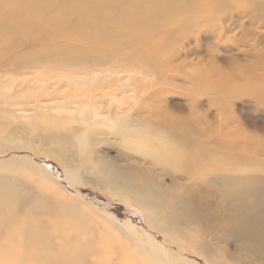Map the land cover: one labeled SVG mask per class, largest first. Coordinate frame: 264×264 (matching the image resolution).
I'll list each match as a JSON object with an SVG mask.
<instances>
[{
  "label": "rangeland",
  "instance_id": "rangeland-1",
  "mask_svg": "<svg viewBox=\"0 0 264 264\" xmlns=\"http://www.w3.org/2000/svg\"><path fill=\"white\" fill-rule=\"evenodd\" d=\"M219 2L215 9L214 0L203 1L214 8L200 11L187 30L177 28L183 17L177 6L163 4L162 28L148 32L138 45L151 43L163 54L154 58L156 70L138 59L137 48L69 54L66 59L76 60H63V67L93 73L64 80L54 76L42 83L40 77L60 70L51 69L44 58L38 70L30 64L38 54L23 56L19 94H0V264H245L247 256L235 252L232 240L218 244L228 254L209 259L166 243L161 231L145 224L143 212L132 213L136 204L124 202L109 185L101 189L95 172L102 165L104 174L148 167L151 156L143 140L153 136L145 133L150 122L146 118L157 107L194 122L204 134L195 136H211L215 142L209 144L219 153H244L243 148H221L220 141L242 142L251 136L264 140V0ZM146 23L144 29L152 25ZM140 32L136 28L133 34ZM73 96L88 102L75 104ZM115 108H121L119 118ZM99 111L110 113L109 118L96 116ZM246 157V173L264 176V155L246 149ZM66 168L78 173L83 184H71ZM161 169L158 165L153 180L172 190ZM91 198L120 211L128 228L112 226L88 203ZM140 229L146 230L144 237Z\"/></svg>",
  "mask_w": 264,
  "mask_h": 264
},
{
  "label": "bare ground",
  "instance_id": "bare-ground-1",
  "mask_svg": "<svg viewBox=\"0 0 264 264\" xmlns=\"http://www.w3.org/2000/svg\"><path fill=\"white\" fill-rule=\"evenodd\" d=\"M164 1L177 6L179 12L183 13L177 27L182 30L192 27L200 11L206 10L207 7L214 8L204 6L202 2L207 0H182L183 4L177 5L173 0L2 1L0 94L7 95L8 91L14 96L19 94L18 87L24 84V80L19 78L22 74V58L29 54H38L40 57L30 62L35 65L34 68L39 70L42 66L37 63L44 58L52 63L49 66L51 69L60 70L58 75L40 77L42 83L49 82L54 76L64 80L66 77L77 78L81 74L93 73L90 70L63 67V60H76L74 57L66 59L69 54L97 55L98 51L110 53L123 48L127 51L137 48L141 52L138 59L145 62V67L149 70L158 69L159 66H154L153 61L157 56L163 55L160 50L151 43L144 47L138 45L148 32L162 28L165 12L161 9ZM219 1L214 0L217 3L215 9L220 4ZM188 3L192 8L186 6ZM193 3L195 4L192 5ZM159 15L160 21L157 20ZM154 16L156 23H153ZM149 21L152 25L144 29ZM136 28H141V32L134 35ZM130 34L133 36L132 40L125 42L126 38L131 37ZM54 51H57V54L51 56L49 52ZM46 52L49 57H46ZM74 97L72 102L75 104L83 106L88 102L84 97L72 98ZM77 98L79 100H76ZM120 109L114 110L118 118ZM87 115L89 112L84 113V116ZM149 115L146 121L150 122L145 133L153 137L143 140L148 156H151L150 160L145 162L148 167L134 169L132 172L111 171L104 174L106 166H98L95 172L98 175L97 181H100V188L104 190L105 186L109 185L123 196L124 202L136 204L137 208L132 213L137 216L143 212L146 215L145 224L153 231H161L165 240L167 239L166 243L174 245L178 250L190 248L209 259L213 254H228L229 252L220 249L218 244L232 240L237 246L235 252L247 256L245 264H264V176L253 172L246 173V149L264 155V140L254 136L246 137L241 133V136L246 137L245 141H220V147H230L233 150L243 148L244 153H219L217 148L210 145L215 140L206 134L207 139L203 140L201 137L204 134L194 122L175 118L162 107L153 108ZM96 116H104V120H107L110 113L99 111ZM154 116L155 119H151ZM118 118L116 122L119 121ZM128 120L133 121L134 118L129 117ZM156 132L161 135H156ZM195 134L201 137H196ZM158 165L162 166L160 173L169 177L172 182V190L158 187L153 180ZM145 170L149 172L145 173ZM56 174L58 169L53 167L51 175L56 177ZM65 175L71 178V184L84 182H80L78 173H72L69 168H66ZM90 200L88 203L98 214L105 215L108 218L104 216L105 220L110 221L112 226L128 228L126 216L120 211L111 209L103 202H97L95 198ZM41 222L43 224L44 220ZM140 232V236L146 235L145 229ZM151 236L153 240L158 241L154 234ZM156 256L161 258L159 254ZM232 256L233 260H238L235 253ZM159 257L157 258L160 261ZM198 262L208 264L204 261Z\"/></svg>",
  "mask_w": 264,
  "mask_h": 264
}]
</instances>
